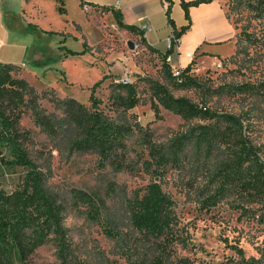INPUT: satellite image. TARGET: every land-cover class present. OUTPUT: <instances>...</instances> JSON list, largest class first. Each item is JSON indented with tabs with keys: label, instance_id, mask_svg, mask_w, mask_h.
Segmentation results:
<instances>
[{
	"label": "rangeland",
	"instance_id": "rangeland-1",
	"mask_svg": "<svg viewBox=\"0 0 264 264\" xmlns=\"http://www.w3.org/2000/svg\"><path fill=\"white\" fill-rule=\"evenodd\" d=\"M2 1L6 0H0V4ZM12 1L15 8L20 5V0ZM69 1L65 0L66 12H63L65 8L60 9L61 12L55 10L53 3L48 2L44 4L45 15L27 11L26 21L32 23L29 34L10 28V33H6L0 29V58L17 64L16 76L25 78L35 88L39 95L37 101L47 113L63 115L57 99L74 98L89 105L92 87L105 75L108 77L94 91L105 112L116 115L109 107V98L119 81L134 82L144 102L128 111L134 129L125 142L128 161L135 165L133 170L118 171L109 164L102 166L99 156L93 152L61 156L52 138L35 122L32 110L24 112L20 118L21 129L28 137L33 158L48 169V184L52 190L68 199L74 188L106 195L107 185L113 181L130 195L132 190L150 181V175L141 167L146 152L140 142L139 128L149 131L156 141H166L185 126L180 115L162 105L157 113L151 106L150 80L167 84L177 96H188L219 111L249 110L252 137L263 144L264 152V20H248L247 17L255 9L245 11V16L239 19L237 11L233 10V0H220L227 14L226 24L231 26L218 20L213 26L226 32L233 28L232 36L219 41L208 40L206 52L184 48L178 52L179 61L174 58L168 61L162 52L144 43L140 35L120 27L110 10L81 8ZM7 7L4 4V9L9 10V14L5 13V24L9 27L18 19ZM173 17L178 18L176 11ZM48 21L64 29L54 36L61 41L57 42L53 53L42 47L45 37L35 30ZM64 44L77 53L69 54L66 48H58ZM189 52L192 57H188ZM236 52L238 54L233 56ZM181 56L188 59L189 64L192 62L191 71L200 80L198 86L176 87L170 80L165 62L175 74L176 69L183 68ZM214 157L210 159L212 166L221 158ZM196 162L191 150L182 170L169 171L162 181L163 189L172 194L176 202V215L188 235L187 246L180 247L177 255L189 257L196 264H237L242 258H255L264 264V201L248 199V209L243 211L235 207L236 196L231 189L222 194L217 205L202 208L198 194L209 184L212 166L202 164L195 170ZM23 174L21 168L7 172L1 179L3 186L13 190L21 183ZM188 182L193 188H189ZM117 200L118 195H108L110 204ZM65 225L73 264H139L136 260H140V254L133 249L136 246L143 249L140 253L150 256L146 244L139 242L130 225L123 228L120 239L115 240L106 236L100 224L75 208L68 210ZM30 260L32 264H59L61 259L55 240L40 245Z\"/></svg>",
	"mask_w": 264,
	"mask_h": 264
},
{
	"label": "trees",
	"instance_id": "trees-1",
	"mask_svg": "<svg viewBox=\"0 0 264 264\" xmlns=\"http://www.w3.org/2000/svg\"><path fill=\"white\" fill-rule=\"evenodd\" d=\"M57 1L60 9L64 8V0ZM167 1L170 2L166 10L168 22L175 37L180 39L191 27L189 8L211 0H182L188 23L179 29L172 17L171 0ZM249 9H255V12L248 14V20H264V0H233V10L237 11L239 19ZM112 12L120 27L137 33L147 43L141 31L123 22L119 11ZM242 32L248 34L246 30ZM66 51L77 53L69 48ZM174 52V48H169L162 55L167 60ZM191 63L175 75L171 65L165 62L170 80L176 87L200 84L191 71ZM16 68L17 64L0 62V264H32L30 258L35 250L51 239L58 246L59 264H73L65 225L66 214L72 208L100 224L106 236L115 240L120 239L122 229L130 225L150 253L147 256L140 253L141 247L133 248L140 254L136 263L196 264L189 257L177 255L180 247L187 246L188 235L176 215L172 194L162 186L169 171L182 170L191 150L197 159L195 170L202 164L211 165L212 157L221 156L209 168V184L198 194L202 208L217 205L222 194L231 189L236 196L235 207H241L243 211L248 209V199L264 201L263 144L252 137L253 122L249 110L241 113L219 111L188 96H177L167 84L157 80H150L151 106L157 113L162 105L180 115L185 126L173 132L166 141H156L149 131L139 128L140 142L146 152L141 167L150 175V181L132 190L130 195L113 181L108 183L106 195L79 188L71 191L70 199L60 195L49 187L48 169L31 154L28 137L20 126L22 114L32 110L35 122L52 138L61 156L93 152L99 156L102 166L109 164L118 171L133 170L135 165L128 161L125 142L134 129L128 111L144 99L134 82L119 81L109 98V107L116 115L105 112L100 107L101 100L94 95L96 87L108 77L105 75L92 87L89 105L74 98L57 99V106L63 113L59 116L40 107L35 88L25 78L16 76ZM18 168L24 170L21 183L13 190H7L1 179ZM187 185L193 188L190 182ZM113 193L118 195V200L110 204L108 195ZM237 264L262 263L255 258H242Z\"/></svg>",
	"mask_w": 264,
	"mask_h": 264
},
{
	"label": "crops",
	"instance_id": "crops-1",
	"mask_svg": "<svg viewBox=\"0 0 264 264\" xmlns=\"http://www.w3.org/2000/svg\"><path fill=\"white\" fill-rule=\"evenodd\" d=\"M181 1L182 0H171L172 17L173 11L178 13V18L173 17L178 29L188 23L181 6ZM45 2L53 3L55 10L61 12L59 7L60 4L57 0H20V5L17 8L12 6V0H6L4 3L2 1L0 4V29L5 30L6 33H10V29H12L29 34V31L32 30L29 29V24L32 23L27 22L25 17L28 12L31 14H33V12H39V14L45 15ZM69 2H73L75 6L81 8L82 6H89L94 9L110 8L111 12L112 10L119 11L122 14L123 22L134 25L138 31H141L149 46L161 52H166L168 50L167 39L172 34L173 30L168 22L166 14V10L170 4L167 0H70ZM4 4L8 5L7 8L12 10L14 13L13 16L18 19L17 23L13 22L9 27L5 24V13L8 12L9 14V10L6 11L4 9ZM66 10L67 8H65L63 12H66ZM189 12L191 17V27L180 38V43L177 49L171 54V57L174 58V60L176 59L179 61L178 52L180 53L184 48L191 52H193V50L206 52L205 43L208 40L219 41L222 40V38L232 36L233 34V28L226 32V30H220L213 26L216 23V20L226 24L225 17H227V14L223 9L220 0H211L209 2L201 3L198 6H192L189 8ZM145 25L152 27V30L145 28ZM230 26L228 25L229 28ZM38 27L39 28L35 30L45 37L44 45L42 47L46 49V52H55V49L57 48L56 44L61 40L57 41L54 39V36L60 35L64 30L63 27H58L49 21L47 23H41ZM58 46V48L66 47L70 49V47L65 44ZM180 60L182 62L181 67H185L189 64V60H185L182 56ZM0 62L10 63L3 61L1 58Z\"/></svg>",
	"mask_w": 264,
	"mask_h": 264
},
{
	"label": "built area",
	"instance_id": "built-area-1",
	"mask_svg": "<svg viewBox=\"0 0 264 264\" xmlns=\"http://www.w3.org/2000/svg\"><path fill=\"white\" fill-rule=\"evenodd\" d=\"M145 28H147L148 30H152V27H150V26H148V25H145ZM167 41H168V49H169V48H174V49L176 50L177 47H178V45H179V43H180V39H177V38L175 37V35L173 34V32H172V34L168 37ZM175 42H176V43H175ZM192 56H193L192 53L189 52V53H188V57H192ZM167 59H168V61H171V60H172L171 55H169ZM180 70H181L180 68L176 69V70H175V75L180 74ZM127 81H129V80H127ZM127 81H124V82H127Z\"/></svg>",
	"mask_w": 264,
	"mask_h": 264
},
{
	"label": "water",
	"instance_id": "water-1",
	"mask_svg": "<svg viewBox=\"0 0 264 264\" xmlns=\"http://www.w3.org/2000/svg\"><path fill=\"white\" fill-rule=\"evenodd\" d=\"M130 45H131V46H133V44H132V43H130Z\"/></svg>",
	"mask_w": 264,
	"mask_h": 264
}]
</instances>
